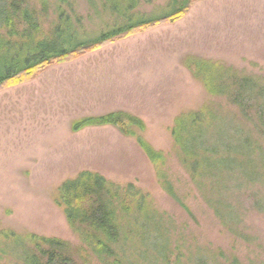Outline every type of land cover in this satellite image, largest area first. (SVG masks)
Wrapping results in <instances>:
<instances>
[{"label":"rangeland","instance_id":"obj_1","mask_svg":"<svg viewBox=\"0 0 264 264\" xmlns=\"http://www.w3.org/2000/svg\"><path fill=\"white\" fill-rule=\"evenodd\" d=\"M168 1L141 2L128 17L138 21L164 16L171 11ZM48 2L51 8L46 13L37 0L24 4L37 19L41 34L51 32L46 43L56 39L52 30L62 28L66 38L80 26L86 33H77L73 43L94 39L107 27L124 22L126 18L118 16L129 9L126 0H70L81 20L78 26L69 20L56 24L52 11L56 0ZM196 58L211 68L215 78L210 83L205 82L209 71L203 66L197 74L189 70L187 65ZM83 72H98V77H85ZM102 72H110L116 86L108 84ZM222 73L264 85V0L199 1L173 24L49 65L29 80L1 90L0 232L57 238L77 252L79 235L56 198L62 183L89 171L121 191L129 186L140 190L147 198L148 213L162 219L150 223L149 235L172 230L178 251H204L213 264L225 260L230 264L234 257L240 264H264V211L257 208L258 202L264 204V133L260 131L264 128L258 127L256 110L247 120L240 108L216 94L214 85ZM59 78L62 82L54 83ZM98 78L100 83H91ZM200 111L205 112L200 121L213 123L207 118L212 112L230 127L251 133V147L241 155V165L213 178L200 171L195 174L194 159L184 153L172 130L177 117ZM114 112L128 113L144 124L143 130L134 129L135 135L161 155L156 165L139 149L134 136L113 126L73 130L81 119ZM218 118L210 129L217 140L222 128ZM213 142L209 138L207 145ZM222 157L219 152L211 161L219 164ZM221 215L229 220L225 225ZM150 238L155 248L150 246L147 253L137 243L126 247L130 262L156 264L152 258L158 256L159 242ZM181 262L185 264V258Z\"/></svg>","mask_w":264,"mask_h":264},{"label":"trees","instance_id":"obj_2","mask_svg":"<svg viewBox=\"0 0 264 264\" xmlns=\"http://www.w3.org/2000/svg\"><path fill=\"white\" fill-rule=\"evenodd\" d=\"M26 1L0 0V91L29 80L35 73L49 65L75 59L135 33L173 24L185 17L190 8L202 0H169L167 4L171 11L168 14L138 21H130L127 13L135 10L141 2L151 4L155 0H126L129 9L118 16L125 17L124 22L107 27L94 39L77 43H73L72 37L79 32L86 33L81 26L71 33L67 32L66 38L63 37L65 31L62 28H58L57 32L54 29L52 32L56 39L52 38L46 43L45 36L47 35L48 38L51 32L41 34L33 12L24 5ZM37 1L42 7V12L46 13L51 8L48 0ZM106 1L111 2V0ZM106 4L100 5L103 11L107 8ZM52 11L57 17L55 21L69 20L75 25L81 23L70 0H56ZM58 23L57 21L56 24ZM206 64V61L196 58L187 66L197 74L200 69L202 70L201 66L209 71ZM204 75L205 82L208 83L211 82L209 79L215 78L211 68ZM217 78L218 84H213L216 94L240 108L247 120L251 112L256 110L258 127L264 128V85L257 84L253 78L231 74L222 73ZM204 115L205 112L200 111L177 117L172 130L184 153L194 159L192 169L195 174L200 171L199 173L204 172L213 178L224 173V170L230 171L241 165V155H246L251 147L249 139L251 133L245 135L239 126L230 127L226 119H219L217 114L212 112L207 114V118L213 123H207V120L200 121L198 118ZM215 118H218L222 127L221 137L218 140L216 132L210 130L211 126H215ZM104 125L115 127L123 135L134 136L139 149L154 165L161 158V155L155 152L142 137L135 135L134 129L143 130L144 124L128 113L114 112L99 117L84 118L75 122L73 130ZM260 131L264 133V130L260 129ZM205 137L214 140L213 146L211 145L212 154L209 148L211 146L207 145L208 139ZM217 146H220V149L216 150ZM219 152L222 153L223 160L219 164H214L211 160L215 159ZM123 191L113 187L98 174L89 171L80 172L74 179L61 184L56 198V205L62 209L69 226L79 235L81 245L78 251L74 252L67 242L57 238L39 237L33 234L21 236L11 231H3L0 232V264H134L129 261L126 247L130 243H137L141 248H145L144 253H147L155 248V245H150L149 237L159 242L158 256L155 254L152 258L156 264H181V258H185V264H213L214 261H209L204 251H178L176 246L174 248V242L170 237L173 231L170 229L160 233L158 231L157 234L154 230L155 232L149 235L152 229L150 223L161 222L162 219H158V215L154 213H148L147 198L140 190H134L129 186ZM120 192H123L122 195ZM257 206L259 210L264 211L263 203L258 202ZM230 211L233 220L234 215L231 209ZM215 213L219 216L217 210ZM221 218L222 225L229 221L226 216ZM150 246L152 248L148 249ZM140 260L148 259L140 257ZM231 261L230 264H240L236 257Z\"/></svg>","mask_w":264,"mask_h":264},{"label":"crops","instance_id":"obj_3","mask_svg":"<svg viewBox=\"0 0 264 264\" xmlns=\"http://www.w3.org/2000/svg\"><path fill=\"white\" fill-rule=\"evenodd\" d=\"M161 39V38H160ZM99 73H101V72H99ZM97 75V77H98V72H83V75H85V77H87V76H90V77H93V75ZM100 76V75H99ZM102 76H103V78H106V80L105 81H108V84H113V85H115V82L112 80V78H111V75H110V72H109V74H108V72L105 74L104 72H102ZM99 78H98V80L96 79H93L92 81H91V83L92 84H97L98 82H99ZM120 80H121V78H120ZM53 81H56V82H54V83H56V84H58L59 82H62V80H60V78L59 79H53ZM53 83V84H54ZM100 83V82H99ZM47 86H49V85H47ZM116 86V85H115ZM53 87V85H51V88Z\"/></svg>","mask_w":264,"mask_h":264}]
</instances>
